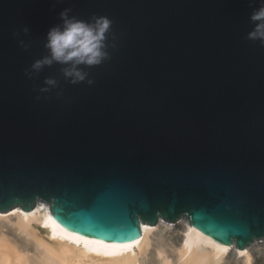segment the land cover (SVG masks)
Instances as JSON below:
<instances>
[{"label":"water","instance_id":"1","mask_svg":"<svg viewBox=\"0 0 264 264\" xmlns=\"http://www.w3.org/2000/svg\"><path fill=\"white\" fill-rule=\"evenodd\" d=\"M259 5L0 0V211L47 202L59 225L107 240L182 217L241 249L263 239L264 45L247 38ZM65 8L113 21L110 59L81 66L92 85L59 63L26 73Z\"/></svg>","mask_w":264,"mask_h":264},{"label":"bare ground","instance_id":"2","mask_svg":"<svg viewBox=\"0 0 264 264\" xmlns=\"http://www.w3.org/2000/svg\"><path fill=\"white\" fill-rule=\"evenodd\" d=\"M254 248H264V238L241 249L201 233L187 217L141 221L133 238L107 240L59 225L47 202L0 211V264H244L241 253Z\"/></svg>","mask_w":264,"mask_h":264},{"label":"clouds","instance_id":"3","mask_svg":"<svg viewBox=\"0 0 264 264\" xmlns=\"http://www.w3.org/2000/svg\"><path fill=\"white\" fill-rule=\"evenodd\" d=\"M255 3L256 0H251ZM71 8H65L60 12L62 24L52 26L46 36L44 47L49 54L41 59L35 60L30 69L26 70L28 75L39 72L45 65L51 66L53 63L67 65L64 68V77L72 84L87 82L92 85L94 81L89 78L88 68L101 65L110 59L109 34L112 29L113 21L108 16L93 15L90 20L80 19L74 15H69ZM250 20L254 22V28L248 32L249 40H259L264 45V0H260L258 8H254ZM27 26L23 32L28 33ZM25 48L30 45L20 40ZM111 47H115L114 44ZM45 86L41 92H49L51 88L57 86V80L48 77L44 82ZM39 99V97H37ZM246 257L244 264H264V248H254L252 251L246 250L241 253Z\"/></svg>","mask_w":264,"mask_h":264},{"label":"rangeland","instance_id":"4","mask_svg":"<svg viewBox=\"0 0 264 264\" xmlns=\"http://www.w3.org/2000/svg\"><path fill=\"white\" fill-rule=\"evenodd\" d=\"M14 217H15V216L12 217L11 222H10L9 220H8V222H9V223L14 222V220H15ZM11 225H12V224H11ZM42 230H43V229H41L42 234H43L44 236H46V234H45L46 232H45L44 230H43V231H42ZM242 256H243V255H242Z\"/></svg>","mask_w":264,"mask_h":264}]
</instances>
